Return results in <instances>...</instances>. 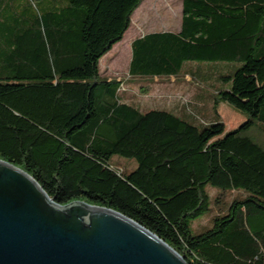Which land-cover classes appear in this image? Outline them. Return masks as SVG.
Returning <instances> with one entry per match:
<instances>
[{"label": "trees", "instance_id": "16d2710c", "mask_svg": "<svg viewBox=\"0 0 264 264\" xmlns=\"http://www.w3.org/2000/svg\"><path fill=\"white\" fill-rule=\"evenodd\" d=\"M142 2L0 0V160L57 204L131 219L188 264H264V0H181L178 31L131 42L130 79L214 82L212 119L193 122L122 101L100 75ZM219 104L244 122L225 133ZM206 185L239 195L193 233Z\"/></svg>", "mask_w": 264, "mask_h": 264}, {"label": "water", "instance_id": "95a60500", "mask_svg": "<svg viewBox=\"0 0 264 264\" xmlns=\"http://www.w3.org/2000/svg\"><path fill=\"white\" fill-rule=\"evenodd\" d=\"M0 264H188L156 235L109 209L55 203L0 160Z\"/></svg>", "mask_w": 264, "mask_h": 264}, {"label": "rangeland", "instance_id": "374dc122", "mask_svg": "<svg viewBox=\"0 0 264 264\" xmlns=\"http://www.w3.org/2000/svg\"><path fill=\"white\" fill-rule=\"evenodd\" d=\"M181 15V0H143L134 11L130 27L122 41L100 60V75L122 83L119 92L122 101L142 110L160 108L188 122L210 121L213 117L211 90L214 87L211 85L214 82L207 83V86H200L188 76L142 80H133L128 77V64L131 58L130 45L133 39L152 32H176L180 27ZM201 65L213 74H221L226 70V66L223 65L205 63ZM216 112L224 125L225 133L237 129L244 122L240 114L224 104H219ZM114 160L121 165L124 163L127 166L130 165L129 170L136 168L134 161L119 158ZM205 192L209 197V211L191 222L190 228L193 233L197 230L205 232L211 229V218L221 211H226L232 199L239 195L238 192H223L210 185L205 186Z\"/></svg>", "mask_w": 264, "mask_h": 264}, {"label": "crops", "instance_id": "0c3cea01", "mask_svg": "<svg viewBox=\"0 0 264 264\" xmlns=\"http://www.w3.org/2000/svg\"><path fill=\"white\" fill-rule=\"evenodd\" d=\"M136 39V38H135ZM134 40V39H133ZM116 46V45H115Z\"/></svg>", "mask_w": 264, "mask_h": 264}]
</instances>
